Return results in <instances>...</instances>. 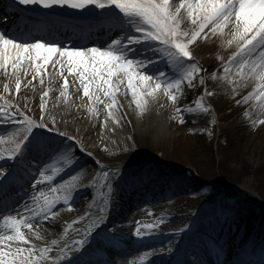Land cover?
Returning a JSON list of instances; mask_svg holds the SVG:
<instances>
[{
  "label": "snow or ice",
  "instance_id": "1",
  "mask_svg": "<svg viewBox=\"0 0 264 264\" xmlns=\"http://www.w3.org/2000/svg\"><path fill=\"white\" fill-rule=\"evenodd\" d=\"M12 4L43 9L67 7L82 11L90 7L95 8L98 11L91 15L98 24L118 26L125 34L103 45L78 47L38 38L25 41L13 34L11 27L0 28V73L8 81L3 84L5 93H10V83H14L17 95L21 92V73L25 77L32 73L31 80L25 87L32 85V81L38 77L39 83L43 85V77L48 73L49 66L53 69L58 66L59 75L63 77V90L60 95H67L68 77L73 76L79 81L83 96L93 103H105L100 99V93H103L109 101L105 104L106 109H109V117L113 116L111 109L118 107L116 93L120 91L119 84L125 83L124 79H119V84H114V77H126L127 88L131 91L138 109L143 110L148 104L146 97L155 99L156 94L161 91L176 104L183 95L184 86L196 87L194 81L205 71L195 60L190 45L200 38L208 39L210 32L213 36H219L226 46L235 45L237 49L223 66V79L234 83L227 74L232 66H236V75L241 79L251 76L259 81L258 91L245 96L243 102L247 103L253 98L264 102V0H12ZM2 19L3 16H0V20ZM185 19L190 21L191 25L198 26L187 42L182 38L187 37L189 33L181 28ZM205 29H208V32H205ZM149 54L157 58L153 59ZM159 55L165 58V68L159 67ZM149 66L153 68L151 74L142 71ZM211 78L216 79V73H213ZM198 83L205 85L203 76H199ZM205 95L211 96L213 93L205 87L204 92L194 101L195 107H178L176 112H209L210 107L203 103ZM47 96L48 92L45 91L41 97L42 101ZM2 98L0 96V99ZM237 104H241V101H237ZM12 108L11 104H0V124H23L25 128L24 134L18 139L7 141L14 147H3L6 143L5 135L14 137L20 132L19 129L15 133L0 135V160L15 162L11 171H5L4 167L0 166V197H7L14 187L16 169L28 160L40 162L42 159L50 161L67 158L74 161L70 147H56L51 142L32 135L34 127L46 128V125L36 124L24 113L19 112L18 108L15 111H12ZM41 108H44L43 103ZM247 115L246 112L245 116ZM116 122L119 123V120ZM180 122H185L183 116ZM259 123L264 124V120ZM45 167V164L40 165L39 178L32 182L34 191L38 184L54 179L52 175H45ZM104 176L107 177L108 172H104ZM49 191L57 193V187L49 184ZM107 191L111 192L110 181ZM39 195H43L42 190ZM29 199L35 202L37 196L29 193ZM60 203L68 205L69 196L64 195L62 201L56 197L45 198V206L38 210L34 203L24 202L21 206H11L7 212L0 211L3 228V231H0V264H44L50 260L49 253L52 248L33 242V235L36 239H42L34 229V224H38L40 219L55 217ZM34 212V215H26ZM79 222V219L73 221ZM144 227L151 229L154 225ZM136 235H141L139 227ZM88 236H91L90 231L85 233L83 239L74 241L70 250H82L89 242ZM51 243L54 245L56 241ZM67 247L66 245L65 248ZM61 252L64 260L72 261V256L65 249H61ZM75 264H91V261L76 257Z\"/></svg>",
  "mask_w": 264,
  "mask_h": 264
},
{
  "label": "bare ground",
  "instance_id": "2",
  "mask_svg": "<svg viewBox=\"0 0 264 264\" xmlns=\"http://www.w3.org/2000/svg\"><path fill=\"white\" fill-rule=\"evenodd\" d=\"M182 15H184L183 12ZM75 21L78 22L79 20L75 19ZM58 23L64 26L68 25L67 23L61 21H59ZM92 23H94L93 19ZM96 24L98 23L96 22ZM191 26L192 25L190 21H188L187 19H185L181 24V28L184 31L190 29ZM106 27L109 31V29L113 26H109L107 24L102 25V30H105ZM197 27L198 26L195 25L194 30L192 32H189L190 36H188L187 41L188 39H190L191 35L194 33ZM205 32H208V29H205ZM124 34V32L121 33V35ZM201 36L203 37V34H201ZM190 50L193 52L195 60L205 70L199 74V76H203L205 85H200L198 83V76L197 80L194 81V83H196V87L189 88L187 85H185L182 96H186L185 100L189 102L193 99H197L202 94V89L204 90V88L207 87L208 91L212 92L215 97L214 102L211 101L213 109H219L220 111V109H223V107L232 103L230 104L232 106L227 107L225 110L223 109V115L227 118L230 116H234V121L240 120L241 112L239 113L238 107L242 105V102L238 105L236 101L234 104L233 92L237 94H239L240 92L246 95L254 94L258 90L257 85L259 84V81L249 76V78L247 79L239 80L240 83L237 84V89L229 93L228 91L229 89H231L230 84L224 85V82H221L222 84L220 86L210 76V72L213 71V69H219V72H223V66L228 62L233 53L237 51L236 46L233 45L231 47H228L222 43V40L219 36H213L210 32H208V39H198L195 44L190 45ZM221 57H223V59H220ZM164 62L162 64H159L162 65L163 68L166 67ZM236 70L237 67L232 66L231 71L228 74L233 72L237 73L235 72ZM65 75H67L66 69ZM221 75L223 76L222 73ZM31 76V72L26 77L23 75V73H21L23 82L21 84V92L17 95L15 93L14 83L9 84L10 93L3 92V84L7 83L8 81L3 76V74L0 73V96L3 97L2 99H0V104H11L13 105V108L11 109L12 111H15L18 108L19 112L24 113L36 124L42 123L46 125V128L34 127L32 135L36 136L40 133L41 136H39V138L51 142L56 147H70L71 155H73L74 160L77 161H71L67 158H65V160L68 163L71 162L69 163V172L71 176L76 177L77 181L80 179V173L84 171V173L87 172L88 169L86 168L89 166V164L92 165V169L90 170V172H92L94 181H96L95 176L97 172L108 170L109 173L107 177L104 176V178H102V176L104 175L103 173L102 176L97 179V188L95 191H90V188H88L87 184H85L83 181L76 182L77 188L81 189L82 193L80 191L81 195L77 198L78 203L74 207L78 210L86 209L85 212H87L89 215L92 213L93 209H95V205H98L97 209L103 211L104 218L97 223L96 227H88L84 222V228L82 227L79 231L74 232V234L71 235V238L65 237V232L68 228L71 227V225L67 214L60 211L53 218H49L47 220L40 219V221L42 220L43 222H39L38 224H36L34 226V229L39 232L42 239H36L33 235V242L42 247L47 246L52 248V251L49 253L50 260L44 262V264H58V262H64L61 249H65V251H67L68 254L72 256L73 259L71 261V264H75L76 257H83L84 259L91 261V264H95L94 260H90V258H92V253L89 252L92 247L91 244L93 243V241L104 242L107 233L113 232V225H115V223L119 221V210L120 208H122V206L120 205L121 200H124L127 196L130 197L132 195V201H136V193H145L143 192V188L137 187L132 191L131 195L129 193H127L125 196L123 195L122 183L134 174L136 168L129 162L125 161L110 163L109 166H104L103 158L100 155V146L106 144L113 146L125 143L127 137L129 138V136L132 135L133 131H135L136 129L142 132L155 134L154 137H160L161 139L163 138L168 140V138L173 137L172 135H174V132L172 130L174 129L172 126L174 118L172 108L173 106H175V104L173 105V103L166 102L165 100L160 98L157 93L155 99H153L152 97H146V99L148 100V104L145 105L143 110L138 109L132 98L131 91L127 88L126 78H124L125 83L119 85L120 91L116 94L118 107L111 109V111L113 112V116L109 117V109L107 110L106 108H99L97 114L94 111L90 110L92 108H89L87 105L88 99L86 98L88 97L83 96V89L79 85V81L76 80V78L73 76L68 77L69 85L67 89V95L61 96L60 92L63 90V77L59 75L58 66L56 69H53L51 66H49L48 73L43 77L45 80V83L43 85L39 83L40 78L38 77L37 80L32 81V85L25 87V84H27V82L31 80ZM211 82L215 84L213 88L209 86V83ZM226 85L228 87V91L224 88V86ZM45 91L48 92V96L44 97L42 101L41 97ZM101 95L102 97H104L103 94ZM45 102H50L51 109L56 115L59 114L61 116H66V118H70L69 124L60 122L58 128L55 129L54 127H51V124L47 125V123L41 122L39 119H37L38 114L40 113V111H42L41 104H45ZM187 102H183L181 104L182 109L189 106ZM56 104L57 106L55 108L54 105ZM261 105L262 106L259 108V111L261 117H264V102ZM19 112L17 113L18 116ZM244 113L246 112L244 111ZM183 115L185 116V122L181 123L179 120L180 126L187 122L196 125L198 124V126H200L201 128L209 124V121L211 120L210 115L201 113L188 114L187 112H184ZM117 120H119V123L116 122ZM105 121H107V123H105ZM24 128L25 125L23 124H0V135L15 133L17 129L20 130V132L14 137L5 135L6 143L3 145V147H14L13 144H9L7 143V141L9 139H18L19 136L24 134ZM48 129H51V131H48ZM232 132L230 133L228 131H222L219 135L220 144H222L223 146L228 145V147L231 146L233 144V139L231 138L233 134ZM60 133H63L64 135H60ZM69 137L73 139H69ZM222 148L219 149V152L222 150ZM246 148L247 147H245V149ZM224 157H226L223 158L225 162L224 164H231V166H237V164L240 163L241 158H247V156L243 154L241 156L232 154ZM249 160L250 161L248 162L245 161L248 164L239 167V172L242 175L253 176L258 173L261 174L262 172H264V161L262 164L255 165L250 164L249 162H251V159ZM1 166L10 167L2 164ZM109 181L111 182L112 193L107 191ZM118 183H120L121 185H117ZM156 185L160 186L157 182H150L146 183L144 187H146V191H149L154 190V187H156ZM159 189L165 190L166 187L163 186ZM171 189H173V187L170 186V190ZM233 191L236 192V188ZM167 192H163L161 199L159 198L156 203L159 204V201H165L164 199L167 198L165 194L169 193ZM171 192L173 193L174 191L172 190ZM98 195H104V197H98ZM140 196L141 198L143 197V195ZM153 196H157L156 191L154 192ZM85 198H87L86 201ZM207 199L208 200L203 201H209L210 199V207L202 209L201 204H190L188 206L190 216L186 220L184 219L174 222L172 225L164 228V231H153L144 228L142 230L141 240L137 239L136 242H133L130 239L134 234L133 232H130L128 234L130 242H128L127 247H125L126 249H124V251L136 250L138 252L137 258L138 261H140V264H173V259L170 256V253L176 252L179 249L178 247L182 244L181 241L183 239L182 237H184V233L189 232V238L192 236H198L195 237L193 241L188 240L187 243L186 248L188 258H191V254L195 249H205L207 246L203 237L199 236L200 230L206 232L210 231V233H214L215 235L218 234L219 230H223L222 222H224L225 216L223 217L222 215L218 216L215 222L207 224L206 226L202 225V222H204L203 219H205L204 216L208 215L209 212L211 213L210 210H212L214 214L218 211H221L228 217L232 216V222H235L236 220L247 221L249 227L256 228V232L260 234L262 239H264V210L261 211V216H259L261 217V220H257L256 217L258 216L255 217L253 214H250L254 208L252 200L244 203V201L236 199V202L231 201L223 207L216 205V199H211L210 197ZM177 201L178 204L172 203L168 204V206L163 205V208L156 209V214H165L168 210H174L177 212L181 211L182 206L186 201L182 198H178ZM135 203V205L133 203L126 209L131 216H133V213H137L140 215L143 210H147V208L150 207V204H146V200L143 199L140 200V202ZM214 203L217 206H215L216 208L212 207V204ZM240 210L246 212L249 216H244L242 213H240ZM101 214L102 213L98 215L94 214L91 218H89L88 215V221L90 219H96L97 217L99 218ZM43 224L47 227V229L43 230ZM76 228L77 227H75V229ZM88 231L91 232V236L87 237L89 242L84 245V248L80 251H71L70 249L73 242L83 239L85 233H87ZM225 236L228 237L229 234L226 233ZM53 240L56 241V244L54 245L51 243ZM224 241H229V238H226ZM66 245L68 246L67 248H65ZM231 258V263H235L238 261L237 259L233 258V256H231Z\"/></svg>",
  "mask_w": 264,
  "mask_h": 264
},
{
  "label": "rangeland",
  "instance_id": "3",
  "mask_svg": "<svg viewBox=\"0 0 264 264\" xmlns=\"http://www.w3.org/2000/svg\"><path fill=\"white\" fill-rule=\"evenodd\" d=\"M194 28L195 25H192L187 32H192ZM188 36H190V33ZM188 36L182 39L186 42ZM219 71V69H213L210 73L211 75L216 73V79L214 80L220 86L222 84L221 82H224V85L230 84L231 89H229V91L227 85L224 86L229 93L237 89L236 86L240 83L239 80H243L233 72L227 74L229 79L234 81V83H229L228 80L223 79L225 74ZM235 72H237V70ZM113 83L118 84L115 78H113ZM209 86L213 88L215 84L211 82ZM201 92L203 93L204 90L202 89ZM101 94L100 99L104 100L105 103H100L99 101L93 103L89 98H86L88 99V107L95 109L94 112L96 114L99 108H106L105 104L108 102V99L102 97ZM233 94L234 104L236 101L242 102V105L238 107L239 113L241 112L240 120L234 121L235 117L230 116V114L228 118L223 115V109L225 110L227 107L232 106L230 105L232 103L219 111V109L216 110L212 107L211 101L214 102V95H205L203 103L210 107V111L207 113L202 111L196 113L210 115L211 120L209 124L200 128L198 124L186 122L180 126L179 120H181V116H183V119L185 118L183 115L184 113H177L176 110L173 109V137L168 138V140L161 139L160 137H154L155 134L142 132L136 129L129 138L127 137L125 143L113 146L107 144L100 146V155L103 161L108 164L124 161L129 162L132 166L137 168L135 170L137 173L154 174V176L159 178L162 177L163 180L169 184H173L179 180L180 182L175 185V191L177 192L173 196L182 195L183 197L184 195L185 199L193 203V205H199L203 200H208L207 198L209 197L211 199H216L217 206L223 207L231 201L236 202V199L242 200L244 203L252 200L254 208L250 214L256 213V216H258L257 220H261L259 216H261V211L264 210V172L253 176H244L239 172V167L248 164L246 162L250 161L249 159H251L249 163L255 165L262 164L264 161V124L259 123L260 120H264V117H261L259 111L263 102L253 98L247 103H244L243 98L248 95L240 92L239 94L233 92ZM185 97L186 96H181L179 99V107H182L181 104L183 102H187ZM195 100L196 99H193L187 103L189 106L195 107ZM56 106L57 104L54 105L55 108ZM244 111L249 112H247V116H245ZM53 112L50 102H45L44 108L38 114L37 119L47 123V125L51 124V127L55 129L58 128L60 122L69 124L70 118H66V116H61L59 114L56 115ZM41 117H43V119H41ZM222 131H228L230 133L233 131L231 136L233 144L231 146L228 147V145L223 146L220 144L219 135ZM245 147L247 148L245 149ZM220 148H222V150L219 152ZM232 154L240 156L243 154L246 155L247 158H241L237 166L224 164L223 158H226L224 156ZM99 174H102V172L99 171L96 177L99 176ZM94 187L95 185H93L92 188ZM235 188L237 190L236 192L233 191ZM207 202H209V204L206 206L210 207V199ZM216 205L214 203L212 207ZM70 209L71 210L64 207L62 211L67 214L70 220H73L77 217L78 213L72 206H70ZM247 215L246 213V216ZM168 226H170V223H162L156 230H163ZM229 229L231 231L230 238L235 241L233 248H247V237L249 232H245V236L247 235V237L245 238L244 236V238H242L244 229H247L245 224L236 220L234 225ZM254 229L251 230L253 231ZM256 235L260 236L258 233H256ZM131 258L132 259H129L127 262L136 263V260L132 256ZM259 264H264V259H261Z\"/></svg>",
  "mask_w": 264,
  "mask_h": 264
}]
</instances>
